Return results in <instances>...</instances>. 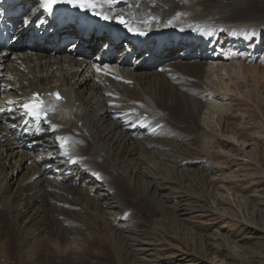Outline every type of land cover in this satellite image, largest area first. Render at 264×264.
I'll list each match as a JSON object with an SVG mask.
<instances>
[{
	"label": "bare ground",
	"instance_id": "bare-ground-1",
	"mask_svg": "<svg viewBox=\"0 0 264 264\" xmlns=\"http://www.w3.org/2000/svg\"><path fill=\"white\" fill-rule=\"evenodd\" d=\"M32 1H21L11 11L28 8L29 4L34 5ZM212 2L99 0L95 9L61 3L73 16L90 15L89 24L112 23L118 17L126 20L120 26L131 29L139 44L129 46V41L123 39L127 50L120 52L117 63L112 57L98 64L99 56H88L89 50L84 51L74 41L60 46L62 33L69 32V27L61 28L57 40H51L48 33L51 24L43 17L35 19L29 31L21 35L20 42L9 49H0V213L9 217L14 241L24 250L22 264H35L38 260L33 248L26 250L24 245L43 229L44 199L50 202L47 208L58 225L65 213L62 208H89L92 203L101 212L100 217L95 214L96 219L110 225L118 240V253L115 252L118 264L152 261L148 259L150 249L145 242L131 233L125 235L134 230L136 223L134 211L129 208L134 203L132 193L154 202L160 212L170 206L171 197L164 194L166 183L152 177L147 167L163 164L161 161L171 156L166 138L155 127L159 120L152 117L168 115L175 107L179 117L195 118L203 107V98L211 93L210 83L220 73L229 76L233 68L239 74L251 70L241 64L253 53H258L256 56L264 63V51L260 53L264 15L235 14L226 9L229 5L224 0ZM239 2L246 0L234 3ZM32 12L25 18H11L19 34L20 28L30 25ZM95 12L110 18L103 19L102 15L98 18ZM40 36L43 37L39 42ZM253 41L256 42L249 50L254 48L255 52L240 54ZM149 44L150 50L145 51L142 46ZM182 45L181 51L178 50ZM66 46L69 50L64 51ZM90 50L93 52L95 45ZM33 91L45 95L57 92L60 96L59 100L45 96L39 119L23 107L28 104L27 95ZM201 124L198 131L215 139ZM180 161L179 167L184 165ZM7 167L13 169L12 175L22 171L19 180L7 173ZM83 176V183L76 185ZM139 178L146 180L143 189ZM69 232L76 233V227ZM0 243H4L1 238ZM5 250L3 245L0 264H9L2 258ZM179 250L180 262L188 264L189 260L184 259L186 253Z\"/></svg>",
	"mask_w": 264,
	"mask_h": 264
},
{
	"label": "rangeland",
	"instance_id": "rangeland-1",
	"mask_svg": "<svg viewBox=\"0 0 264 264\" xmlns=\"http://www.w3.org/2000/svg\"><path fill=\"white\" fill-rule=\"evenodd\" d=\"M224 1L230 6L226 9L235 14L264 15V0H246L240 5H235L237 0ZM253 42L240 54L255 52L254 48L249 50ZM263 48L264 41L260 53ZM256 54L247 56L241 64L251 70L239 74L233 68L234 74L220 73L210 83L211 93L203 98V107L195 118L179 117L175 107L168 115L157 117L155 127L166 138L171 156L162 160L163 164L155 162L157 165L147 167L152 177L166 183L164 194L171 197L170 206L160 212L153 201L132 193L134 203L129 208L134 211L136 223L134 230L125 234L131 233L147 244L148 259L152 260L148 264H186L180 262L179 249L186 253L184 259L189 260L188 264H264V63ZM200 124L215 139L201 134ZM178 161L184 165L177 166ZM5 170L15 180L22 173L19 170L12 175L13 169ZM84 179L85 176L81 177L76 185ZM143 181L146 180L138 179L142 189ZM49 204L46 199L41 203L47 211L42 212V231H37L24 245L26 250L33 248L38 259L35 264L119 263L115 255L118 240L110 225L96 219L95 214L100 217L101 212L92 203L89 208H62L65 213L60 216L59 225L53 221ZM73 226L76 233L71 234ZM0 238L4 242L0 249L6 245L2 258L9 264H22L24 250L14 241L9 217L1 213Z\"/></svg>",
	"mask_w": 264,
	"mask_h": 264
},
{
	"label": "snow or ice",
	"instance_id": "snow-or-ice-1",
	"mask_svg": "<svg viewBox=\"0 0 264 264\" xmlns=\"http://www.w3.org/2000/svg\"><path fill=\"white\" fill-rule=\"evenodd\" d=\"M99 0H44V10L47 12H52L53 6L58 3L71 4L80 8H88L95 9L97 7V3ZM95 15H102L103 19H109L110 17L106 14H101L100 12H95ZM118 22L121 24H126V21L123 17H118ZM131 31V29H129ZM99 71V69H98ZM57 99L59 96L57 94ZM23 107L27 110V113L33 116L36 119L40 118L41 112L44 111V102L40 100L38 97L34 96L33 101L23 105Z\"/></svg>",
	"mask_w": 264,
	"mask_h": 264
}]
</instances>
